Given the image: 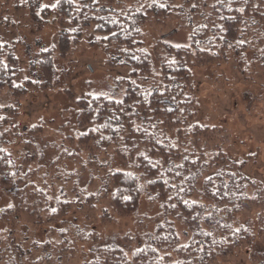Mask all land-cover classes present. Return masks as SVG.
Listing matches in <instances>:
<instances>
[{
	"label": "trees",
	"instance_id": "1",
	"mask_svg": "<svg viewBox=\"0 0 264 264\" xmlns=\"http://www.w3.org/2000/svg\"><path fill=\"white\" fill-rule=\"evenodd\" d=\"M15 7L26 8L38 31L54 24L57 42L39 51L44 80L24 76L16 54L19 40H7L1 32L15 22L6 10L0 12V263L49 260L44 250L54 245L52 236L33 239L28 249L23 246L29 237L22 227L31 214L39 216L35 222L41 224L44 212L51 216L84 206L96 212L98 220H116L139 214L145 194L159 204L161 220L143 245L132 254L121 245H97L84 264H215L241 245L255 242L264 232V216L255 229L251 219L241 222L238 214L250 205H264V187L245 174L248 156L239 161L230 158L222 129L200 121L191 65L232 60L241 78L251 83L255 77L263 79L264 0H16ZM171 19L189 31L190 41L175 45L160 39L156 66L145 47L143 26L151 22L162 29ZM92 35L131 65L126 92L115 99L102 94L76 96L65 88L79 127L86 130L78 138L70 137L68 149L41 167L33 163L41 155H32L27 134L39 136L44 127L22 124L23 100L36 88L53 86L52 52L67 57L76 40ZM252 52L257 59L250 58ZM261 85L264 88V81ZM111 148L130 170L114 168L112 158L105 163L89 156L98 157ZM82 150H89V163L63 172L57 190L47 169L55 179L63 161L83 159ZM85 170L90 179L82 186ZM71 181L76 183L72 187ZM106 201L109 208L102 210ZM175 220L184 226L185 239ZM75 226L82 240H100L91 223ZM254 253L246 252L247 259Z\"/></svg>",
	"mask_w": 264,
	"mask_h": 264
},
{
	"label": "rangeland",
	"instance_id": "2",
	"mask_svg": "<svg viewBox=\"0 0 264 264\" xmlns=\"http://www.w3.org/2000/svg\"><path fill=\"white\" fill-rule=\"evenodd\" d=\"M15 2L16 0H0V12L6 10L5 15L10 14L15 22V24L9 23L8 28L2 27L1 32L5 34L7 40H19L16 54L23 75L41 82L44 80V73L40 67L43 57L39 51H46L56 44V27L54 24H46L41 31H38L31 25L33 20L29 18L26 8L16 11ZM172 29L174 31L165 36V33ZM143 31L145 47L153 54L156 66L158 65L156 43L160 39L175 45L187 44L190 41L189 31L175 19H171L162 29L148 22L143 26ZM97 38L96 35H92L76 40L73 50L67 57L59 56L57 51L52 52L51 58L56 66L53 86L48 89L36 88L23 100L22 124L25 126L39 124L44 127L43 133L39 136L27 134V138L31 141L29 148L32 155L36 152L41 155L38 161H33L34 164L46 166L61 149H68L67 141L70 137L78 138L80 133L86 130L79 127L75 106L65 95V88L71 89L76 96L102 94L121 99L125 94L131 65L123 55L108 49L106 45L98 44ZM249 55L250 58L257 59V55L253 52ZM234 59L237 62L238 56ZM234 63L231 60L220 64L211 62L191 65L196 77L197 100L200 103L198 115L202 124L218 125L222 129L226 141L224 149L231 159L239 161L249 157L244 172L248 178L256 181L258 186L264 187V88L261 85L264 78L259 81L255 77L256 81L251 83L240 77ZM82 151L80 153L83 159L62 162L61 175L56 176L55 179L53 172L47 169L57 190L63 172L78 170L82 164L89 163L87 159L89 150ZM106 151L114 154H104ZM89 156L105 163L112 158L114 168L130 170L127 164L118 159L112 148L105 150L98 157ZM102 169L106 171L104 166ZM55 172H60L58 167ZM100 172L102 173L101 168ZM89 179L90 172L85 170L80 176V185L85 186ZM75 184L71 181L69 186ZM248 192L252 195L253 188ZM202 200L207 201L204 197ZM104 203L102 210L109 208L106 205L107 201ZM88 212L89 222L85 216ZM108 213L114 215L110 209ZM96 215V212L88 211L84 206L70 207L68 213L61 212L50 216L44 212L42 217L45 218L44 222L38 224L35 221L40 217L31 214L27 218V225L22 227L29 237L28 242L26 240L23 246L28 249L29 242L33 239L43 241L47 235H50L54 245L44 250L49 256L45 264L48 262L84 264L83 262L90 257L89 251L97 245H121L132 254L134 249L143 245L146 236L161 220L159 204L151 202L146 194L141 201L139 214L135 216L102 221L98 220ZM260 215L264 216V205L256 203L240 212L238 218L241 222L251 219L257 229ZM69 221L74 225L83 226L91 223L101 235L100 240H82L78 236L79 231L76 226H67ZM175 224L185 239L184 226L176 220ZM243 245L238 251H234L215 264H264V232L256 236L251 246ZM249 250L256 252L257 255L254 253L253 257L247 259L246 252L248 253Z\"/></svg>",
	"mask_w": 264,
	"mask_h": 264
},
{
	"label": "snow or ice",
	"instance_id": "3",
	"mask_svg": "<svg viewBox=\"0 0 264 264\" xmlns=\"http://www.w3.org/2000/svg\"><path fill=\"white\" fill-rule=\"evenodd\" d=\"M160 7H166V5H164V4H161V5H159ZM53 7H55V5H53ZM239 11H243V9H239ZM241 43H243V41H241ZM53 211H55V209L53 210Z\"/></svg>",
	"mask_w": 264,
	"mask_h": 264
}]
</instances>
